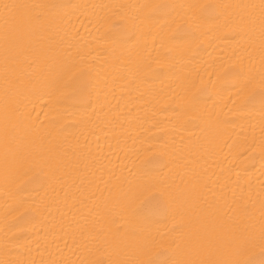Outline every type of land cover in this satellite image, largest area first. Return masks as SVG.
Returning a JSON list of instances; mask_svg holds the SVG:
<instances>
[{"label": "bare ground", "instance_id": "bare-ground-1", "mask_svg": "<svg viewBox=\"0 0 264 264\" xmlns=\"http://www.w3.org/2000/svg\"><path fill=\"white\" fill-rule=\"evenodd\" d=\"M0 264H264V0H0Z\"/></svg>", "mask_w": 264, "mask_h": 264}]
</instances>
